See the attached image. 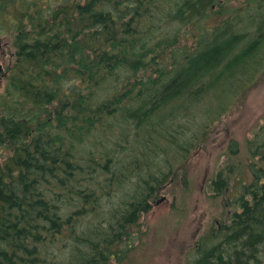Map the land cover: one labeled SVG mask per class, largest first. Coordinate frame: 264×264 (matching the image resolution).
Masks as SVG:
<instances>
[{"label":"trees","instance_id":"1","mask_svg":"<svg viewBox=\"0 0 264 264\" xmlns=\"http://www.w3.org/2000/svg\"><path fill=\"white\" fill-rule=\"evenodd\" d=\"M177 1L0 0L8 20L0 28L14 31L6 41L13 51L0 102V264L125 259L139 219L169 181L162 170L136 171L139 153L129 165L112 158L130 144L141 153L158 142L188 149L176 136L180 102L199 101L218 83L239 79L241 65L264 47L252 38L229 56L237 36L193 55L186 49L183 62L175 49L152 62L144 51L151 18L162 19L164 2L174 10ZM182 1L180 13L192 24L219 2ZM262 19L260 37L264 10ZM212 110L205 108L206 117ZM102 129L111 150L98 136ZM248 145L247 177L221 171L211 182L217 193L227 190L235 208L217 238L200 245L197 264H264V123Z\"/></svg>","mask_w":264,"mask_h":264},{"label":"rangeland","instance_id":"2","mask_svg":"<svg viewBox=\"0 0 264 264\" xmlns=\"http://www.w3.org/2000/svg\"><path fill=\"white\" fill-rule=\"evenodd\" d=\"M170 4L164 2L162 19L153 17L151 19L154 21L149 24V34L144 42L148 49L144 48V51L152 58V62L158 56L165 59L170 49L180 52V62H183L186 49L188 55H193L196 50L215 40L224 42L231 37L238 36L239 41L229 56L250 43L252 38H259L256 43L260 42V38L264 42V26L261 37L259 30L263 23L264 0H219L202 16V22L195 24L186 21L188 16L180 13L184 11L182 0L177 1L174 10ZM14 8L12 6L7 10L12 11ZM7 22L0 13V27ZM199 27L200 30L206 28L209 31L200 34ZM13 32L0 28V63L5 71L0 81V102L8 83L6 68L12 61L13 51L11 44L6 41L7 38L11 39ZM158 38H162L160 45L155 44ZM197 46L198 49H195ZM148 67L150 71H158L152 64ZM236 73L239 79L233 78L229 82L227 79L224 85L218 83L208 96L199 101L182 100L181 104L178 103L179 117L175 124L180 126L176 136L182 144L191 145L188 149L173 148L165 142H158L154 149L146 147L141 153L138 151L140 147L130 144L127 149L119 151V155L116 154L118 157L112 158L113 162L124 161L129 165L135 154L139 153L136 171L146 175L150 171L162 170L168 174L169 181L151 200L150 211L139 219L135 229L140 235L138 237L136 232L120 264H197L195 260L198 259L200 245L217 238L216 230L223 229L230 222L235 205L227 190L217 193L211 182L221 171L234 178L247 177L246 165L251 158L248 141L264 123V47L258 49V53L247 64H242ZM152 78L158 80L156 73H153ZM205 108H213V114L206 117ZM204 122L207 123L206 127L201 126ZM128 132H134V129L130 128ZM98 136L110 149L103 129L98 131ZM115 138L122 141L118 133ZM122 145L125 143L122 142ZM234 145L235 151L232 150ZM230 191L231 195L236 194V189ZM163 196L165 198L161 200Z\"/></svg>","mask_w":264,"mask_h":264},{"label":"bare ground","instance_id":"3","mask_svg":"<svg viewBox=\"0 0 264 264\" xmlns=\"http://www.w3.org/2000/svg\"><path fill=\"white\" fill-rule=\"evenodd\" d=\"M2 25V24H1ZM238 25V24H237ZM239 26V25H238ZM249 26V25H248ZM240 27V26H239ZM2 28V27H1ZM250 33V32H249ZM119 46V45H118ZM121 65H123V63L121 64ZM125 65V64H124ZM55 79V78H54ZM58 79V78H57ZM147 80H149V79H147ZM45 81V80H44ZM53 85H55V84H53ZM156 85V84H155ZM111 89V88H110ZM103 90V89H102ZM72 91V90H71ZM94 92V91H93ZM92 94V93H91ZM145 94V93H144ZM95 95V94H94ZM107 95V94H106ZM91 97V96H90ZM97 98H99V97H97ZM96 100V99H95ZM129 102V101H128ZM127 102V103H128ZM118 103V102H117ZM121 103V102H120ZM129 105H130V103H129ZM122 108V107H121ZM117 110V109H116ZM22 114V113H21ZM23 116V115H22ZM25 116V115H24ZM30 124V123H29ZM39 125V124H38ZM53 125V124H52ZM131 126V125H130ZM110 139V138H109ZM133 140V139H132ZM162 141V140H161ZM76 142V141H75ZM114 142V141H113ZM120 142V141H119ZM132 143V142H131ZM154 144V143H153ZM160 144V143H159ZM85 145V144H84ZM91 146V145H90ZM114 146V145H113ZM120 146V145H119ZM153 146V145H152ZM134 147V146H133ZM1 148V147H0ZM98 148V147H97ZM141 148V147H140ZM83 149V148H82ZM101 149V148H100ZM239 149V148H238ZM111 150V149H110ZM87 151V150H86ZM102 151V150H101ZM93 152V151H92ZM122 152V151H121ZM125 152V151H124ZM137 152V151H136ZM125 154V153H124ZM122 155V154H121ZM170 155V154H169ZM242 155V154H241ZM137 157V156H136ZM170 157V156H169ZM92 159V158H91ZM144 159V158H143ZM124 160V159H123ZM86 161V160H85ZM89 162V161H88ZM64 164V163H63ZM82 166V165H81ZM111 166V165H110ZM114 166V165H113ZM247 166V165H246ZM165 170V169H164ZM84 177V176H83ZM103 177V176H102ZM68 178V177H67ZM222 178V177H221ZM243 180V179H242ZM134 181V180H133ZM106 182V181H105ZM113 182V181H112ZM71 184V183H70ZM125 184V183H124ZM117 186V185H116ZM43 187V186H42ZM77 188V187H76ZM75 188V189H76ZM79 188V187H78ZM108 188V187H107ZM49 193V192H48ZM62 193V192H61ZM102 194V193H101ZM118 194V193H117ZM160 195V194H159ZM105 197V196H104ZM94 198V197H93ZM211 199V198H210ZM53 200V199H52ZM65 200V199H64ZM53 201H55V200H53ZM62 203H63V201H62ZM102 203V202H101ZM114 203V202H113ZM79 205V204H78ZM26 206V205H25ZM115 206V205H114ZM52 207V206H51ZM50 207V208H51ZM99 210V209H98ZM2 214V213H1ZM1 216V215H0ZM85 216H86V214H85ZM85 219V218H84ZM3 221H5V220H3ZM22 222V221H21ZM76 222V221H75ZM65 228V227H64ZM55 229V228H54ZM69 230V229H68ZM74 231V230H73ZM58 233V232H57ZM69 237H70V235H69ZM136 237V236H135ZM139 237V236H138ZM67 242V241H66ZM62 243V242H61ZM132 244V243H131ZM67 245V244H66ZM66 251V250H65ZM52 255V254H51ZM48 256V255H47Z\"/></svg>","mask_w":264,"mask_h":264},{"label":"water","instance_id":"4","mask_svg":"<svg viewBox=\"0 0 264 264\" xmlns=\"http://www.w3.org/2000/svg\"><path fill=\"white\" fill-rule=\"evenodd\" d=\"M0 70H2V65L1 64H0ZM163 199H164V197L161 198V200H163Z\"/></svg>","mask_w":264,"mask_h":264}]
</instances>
